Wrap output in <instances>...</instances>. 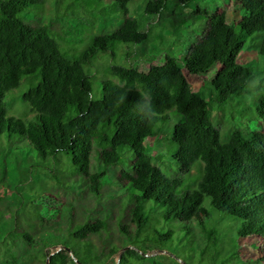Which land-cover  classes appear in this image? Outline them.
Wrapping results in <instances>:
<instances>
[{
	"label": "trees",
	"instance_id": "1",
	"mask_svg": "<svg viewBox=\"0 0 264 264\" xmlns=\"http://www.w3.org/2000/svg\"><path fill=\"white\" fill-rule=\"evenodd\" d=\"M46 1L0 0V144L5 137L35 148L44 158L56 159L63 153L71 161L72 172L80 175L96 197L101 196L108 175L113 182L125 180L130 221L121 222L119 230L130 247L116 264H134L132 259L148 263L152 256H145L147 251L135 246L172 243L182 228L194 251V221L208 241L202 259L212 249L208 254L211 262L219 257L221 241L214 222L228 219L240 242L250 236L264 239V92L260 91L254 105L258 126L234 128L222 141L221 130L212 120V99L195 90L184 72L186 67L204 77L210 72V93L219 105L239 103L244 95H251L255 70L243 64L240 55L247 37L264 55V0H237L245 10L236 24L239 30L228 20L226 10L211 14L198 8L206 14V28L182 59L166 54L163 62L146 70L113 63L108 72L117 80H103L102 96L97 99L87 71L93 58L109 50L115 56L121 45H143L148 39V20L130 15L132 0H93L97 10L109 3L113 13L123 18L117 29L93 36L91 45L78 52L74 45L63 44L66 36L48 25L23 20L30 9H44ZM192 1L147 0L143 12L147 17L157 16L169 3L188 6ZM23 83L26 88L21 98L29 103L35 116L32 120L10 115L8 110L6 98ZM256 85L261 88L264 80ZM172 115L178 118L172 139L179 172L168 176L154 163L147 140ZM128 156L133 159L127 167H122L117 178L111 176L109 168L125 165ZM93 157L98 160L96 169L92 168ZM68 207L71 222L74 213ZM108 229V221L99 217L70 224L62 247L54 253L44 252L45 261L98 264L96 259L102 253L97 252L91 236ZM6 233L13 243L18 238L31 247L37 243L29 231L9 229ZM5 247L9 257H1L0 264H16V255ZM111 251L119 252L117 248ZM148 264L164 263L153 259Z\"/></svg>",
	"mask_w": 264,
	"mask_h": 264
},
{
	"label": "rangeland",
	"instance_id": "2",
	"mask_svg": "<svg viewBox=\"0 0 264 264\" xmlns=\"http://www.w3.org/2000/svg\"><path fill=\"white\" fill-rule=\"evenodd\" d=\"M132 1L130 15L148 20L145 26L148 39L143 45L136 47L121 45L115 56L112 50H109L99 52L93 58V64L87 71L92 82L94 99L102 96L103 80H117L108 72V67L113 63L146 70L153 63L163 62L166 54H173L178 60L182 59L189 46L200 40L199 37H202L206 28V14L198 8L207 9L211 14L226 10L228 20L237 30L239 27L236 24L245 14L237 0H194L188 6L178 5L176 2L169 3L161 14L147 17L143 12L147 0ZM93 6V0H47L44 9L32 8L24 13L22 18L31 25H48L66 36L67 41H63V44H72L76 51L80 52L91 45L93 36L117 29L123 18L113 13L114 9L109 3L102 6L101 10ZM188 61L193 64L190 59ZM240 61L255 70L252 81L255 86L250 87L252 94L244 95L241 102L227 103L224 106L219 105L210 93V72L204 77L189 67L184 68L195 90H201L205 98L212 99V120L221 130L222 141L228 139L229 131L234 128L245 130L249 125L258 126L259 116L254 105L258 102L260 91L264 92V85L261 88L256 85L260 80H264V55L259 53L258 46L249 37L245 39ZM26 79L24 78V83ZM24 83L21 88L11 92L6 101L10 115L32 120L35 119L34 113L30 111L29 103L21 98L26 88ZM177 119L172 115V120L157 127L155 137L147 140V144L152 146L154 163L168 176H175L179 172L173 158L175 142L172 139ZM3 139L5 143L0 144V258L9 257L4 254L7 245L17 257L16 264H48L43 253H54L62 247L63 234L67 232L70 224L99 217L108 221L109 229L100 235L91 236L97 252L102 253L96 262L118 263L120 254L130 247L127 245L125 234L119 230L121 222L130 221V206L123 186L125 180L113 182L108 175L101 196L96 197L87 189L80 175L72 172L71 161L63 157V153L56 159L44 158L35 148L18 143L17 139ZM92 159V168L96 169L99 167L98 160L95 157ZM130 159H133V156H128L125 165L110 167L111 176L117 178L122 167H127ZM192 172L195 174L196 170ZM68 205L72 206L74 213L71 222ZM37 213L45 219L42 220ZM228 222V219H224L219 223H212L213 226L216 224L221 240L220 254L216 262H211L208 257L209 253H213L212 249H208L202 259L201 251L207 249L208 241L197 221L191 223L196 249H193L194 251L190 239L183 236V228L182 234L175 236L172 243H147L144 246L138 244L135 248L145 249V256H152L147 259L148 263L154 259L164 264H264V239L250 236L240 242L236 236V227ZM9 229L31 232L37 240L36 245L31 247L21 238L13 243L6 233ZM114 248L119 252L113 254L111 250ZM132 261L134 264L140 263L137 259Z\"/></svg>",
	"mask_w": 264,
	"mask_h": 264
},
{
	"label": "water",
	"instance_id": "3",
	"mask_svg": "<svg viewBox=\"0 0 264 264\" xmlns=\"http://www.w3.org/2000/svg\"><path fill=\"white\" fill-rule=\"evenodd\" d=\"M48 264H49V260H47Z\"/></svg>",
	"mask_w": 264,
	"mask_h": 264
}]
</instances>
